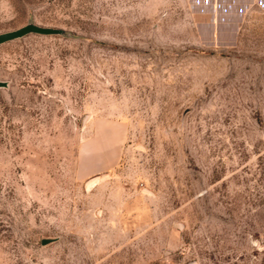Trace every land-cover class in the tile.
<instances>
[{
	"label": "rangeland",
	"instance_id": "rangeland-1",
	"mask_svg": "<svg viewBox=\"0 0 264 264\" xmlns=\"http://www.w3.org/2000/svg\"><path fill=\"white\" fill-rule=\"evenodd\" d=\"M0 0V264H264V12Z\"/></svg>",
	"mask_w": 264,
	"mask_h": 264
},
{
	"label": "crops",
	"instance_id": "crops-1",
	"mask_svg": "<svg viewBox=\"0 0 264 264\" xmlns=\"http://www.w3.org/2000/svg\"><path fill=\"white\" fill-rule=\"evenodd\" d=\"M208 32L227 33L238 28L240 20L256 11L264 12V0H192Z\"/></svg>",
	"mask_w": 264,
	"mask_h": 264
},
{
	"label": "water",
	"instance_id": "water-1",
	"mask_svg": "<svg viewBox=\"0 0 264 264\" xmlns=\"http://www.w3.org/2000/svg\"><path fill=\"white\" fill-rule=\"evenodd\" d=\"M60 32L58 29H52L47 27L37 26L35 24H27L23 27H20L16 30L8 31L0 33V44L12 40L14 38H18L24 36L28 33H39V34H53ZM4 82L0 81V86H2Z\"/></svg>",
	"mask_w": 264,
	"mask_h": 264
}]
</instances>
